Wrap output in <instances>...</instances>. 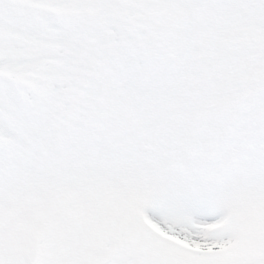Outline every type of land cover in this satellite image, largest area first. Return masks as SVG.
Returning a JSON list of instances; mask_svg holds the SVG:
<instances>
[{"label":"snow or ice","instance_id":"obj_1","mask_svg":"<svg viewBox=\"0 0 264 264\" xmlns=\"http://www.w3.org/2000/svg\"><path fill=\"white\" fill-rule=\"evenodd\" d=\"M0 264H264V0H0Z\"/></svg>","mask_w":264,"mask_h":264}]
</instances>
